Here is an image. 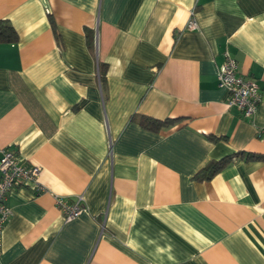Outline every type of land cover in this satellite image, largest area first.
I'll use <instances>...</instances> for the list:
<instances>
[{
    "label": "crops",
    "instance_id": "0c3cea01",
    "mask_svg": "<svg viewBox=\"0 0 264 264\" xmlns=\"http://www.w3.org/2000/svg\"><path fill=\"white\" fill-rule=\"evenodd\" d=\"M0 19V149L44 187L8 192L0 264H264V0H0ZM225 51L260 86L250 118Z\"/></svg>",
    "mask_w": 264,
    "mask_h": 264
},
{
    "label": "built area",
    "instance_id": "2783aa9c",
    "mask_svg": "<svg viewBox=\"0 0 264 264\" xmlns=\"http://www.w3.org/2000/svg\"><path fill=\"white\" fill-rule=\"evenodd\" d=\"M185 27L197 28L193 11ZM237 68L236 60L225 51L223 62L216 73L218 85L228 91L227 106L237 108L244 117L250 118L255 114L261 100L260 86L253 79L243 78ZM40 171L41 167L38 165L22 163L14 149L10 147L0 149V252L2 230L11 216V208L6 202L7 194L15 187L27 184H31L36 192L43 190L44 187L38 179ZM55 203L66 219L77 216L83 210L81 197L69 202L56 195Z\"/></svg>",
    "mask_w": 264,
    "mask_h": 264
},
{
    "label": "trees",
    "instance_id": "16d2710c",
    "mask_svg": "<svg viewBox=\"0 0 264 264\" xmlns=\"http://www.w3.org/2000/svg\"><path fill=\"white\" fill-rule=\"evenodd\" d=\"M18 40V34L13 26L6 19H0V42H16ZM139 123L148 129L157 130L161 127H166L173 123L174 119H155L145 115L138 116ZM227 161V159H221L208 162L200 171L199 178L210 179Z\"/></svg>",
    "mask_w": 264,
    "mask_h": 264
}]
</instances>
